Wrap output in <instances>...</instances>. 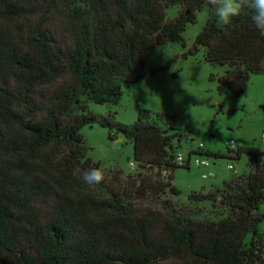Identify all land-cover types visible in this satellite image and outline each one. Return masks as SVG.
Returning a JSON list of instances; mask_svg holds the SVG:
<instances>
[{"label": "trees", "instance_id": "16d2710c", "mask_svg": "<svg viewBox=\"0 0 264 264\" xmlns=\"http://www.w3.org/2000/svg\"><path fill=\"white\" fill-rule=\"evenodd\" d=\"M206 0H0V264H244L264 211V164L232 176L229 185L188 200H218L230 213L192 221L165 200L161 209H138L112 189L102 197L79 178L98 168L85 154L79 130L95 121L132 143L141 176L139 194L163 193L176 168L171 115L140 110L130 126H114L87 112L85 100L118 103L130 86L156 69L142 55L177 41L196 21ZM175 14L167 19L169 8ZM203 49L211 64L226 66L218 78L235 95L252 74H264V36L248 14L226 31L207 19L182 55ZM53 88L45 107L36 102ZM256 157L260 152L237 149ZM200 154V152H192ZM207 154H210L207 152ZM211 155L217 157L216 154ZM161 167L169 171L159 178ZM154 176V177H155ZM228 191H227V190ZM252 234L247 242L246 237Z\"/></svg>", "mask_w": 264, "mask_h": 264}, {"label": "rangeland", "instance_id": "374dc122", "mask_svg": "<svg viewBox=\"0 0 264 264\" xmlns=\"http://www.w3.org/2000/svg\"><path fill=\"white\" fill-rule=\"evenodd\" d=\"M175 14V8L167 11V19ZM207 19V8L196 12V21L188 24L182 32L185 47L177 41L156 45L142 55L144 69H156L153 75L127 86L121 85L122 94L118 103H95L86 101L87 112L98 120L108 119L114 126H130L140 110L152 116L155 113L171 115L180 137L174 140L176 151L190 156L187 167L176 168L170 183L179 191L172 195L167 187L163 193H135L141 176L156 179L153 169H140L132 157V143L118 132L98 121L82 126L79 134L85 154L98 168L104 170L105 180L98 186L89 187L92 193L105 197L114 189L132 200L138 209H161L164 201L174 202L175 209L192 221H216L230 213L228 207H218V200H188L190 193H207L221 190L233 176L226 169L231 163L238 173L252 169L253 157L240 152L238 159L229 158L228 142L235 149L264 150V74L250 75L242 94L235 95L218 78L226 66L211 64L203 58V49L194 55H182L191 46L196 34ZM53 85L44 86L38 92L36 102L45 107ZM200 145V154L196 152ZM209 152L210 154H207ZM216 154L217 157L211 155ZM207 158L208 167L196 166L192 159ZM212 174L203 178V174ZM155 176V177H154ZM225 184V185H223ZM227 190V189H226ZM228 191V190H227ZM264 211V200L258 207ZM257 236L264 237V220L258 224ZM252 234H248V242Z\"/></svg>", "mask_w": 264, "mask_h": 264}, {"label": "clouds", "instance_id": "9594fccd", "mask_svg": "<svg viewBox=\"0 0 264 264\" xmlns=\"http://www.w3.org/2000/svg\"><path fill=\"white\" fill-rule=\"evenodd\" d=\"M206 8L215 16L216 27L226 31L233 19L248 14L252 24L264 36V0H206ZM89 187L100 185L105 180L104 170L90 168L79 177Z\"/></svg>", "mask_w": 264, "mask_h": 264}, {"label": "built area", "instance_id": "2783aa9c", "mask_svg": "<svg viewBox=\"0 0 264 264\" xmlns=\"http://www.w3.org/2000/svg\"><path fill=\"white\" fill-rule=\"evenodd\" d=\"M234 143L232 140H230L227 144L228 146V155L229 158L232 159V157H236L237 155V149L234 148ZM200 152V145L198 146V150ZM189 153H192V150L189 151ZM190 161V156L186 157L183 153L176 151L173 155V162L175 165H185L189 164ZM192 162L196 166L200 167H208L210 165L209 161L207 158H200L198 156H195L192 159ZM256 164H264V150L260 151V153L256 156L253 157V166ZM252 166V167H253ZM226 169L232 173L233 176H238L240 173L237 172L235 167L231 164L228 163L226 165ZM159 178H162L164 180H167L169 171L165 167H161L158 172ZM212 174H203L202 177L206 178L208 176H211ZM244 264H264V237L260 236L257 238H254L253 240V251H252V256L251 258L247 259Z\"/></svg>", "mask_w": 264, "mask_h": 264}]
</instances>
